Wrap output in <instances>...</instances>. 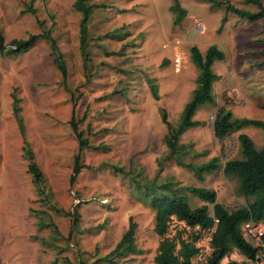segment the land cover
Here are the masks:
<instances>
[{
	"label": "rangeland",
	"instance_id": "rangeland-1",
	"mask_svg": "<svg viewBox=\"0 0 264 264\" xmlns=\"http://www.w3.org/2000/svg\"><path fill=\"white\" fill-rule=\"evenodd\" d=\"M179 1L187 15L177 24L174 0H88L93 8L83 35L76 0H0L6 45L0 52V224L31 228L19 245L25 251L35 245L36 264H111L104 259L131 216L144 251L126 264H155L161 238L139 182L215 189L230 209L246 203L223 166L242 157L240 133L264 147V128L250 125L218 139L213 124L222 106L264 121V18L248 21L204 0ZM219 1L258 10L246 0ZM47 32L67 77L46 38L28 51L7 53L13 40ZM212 44L226 55L214 65L216 100L198 109L201 124L182 135L184 152L169 157L163 110L178 123L197 84L190 48L205 52ZM72 119L88 140L82 151ZM26 144L42 171L37 183ZM78 155L81 171L72 180ZM214 157L220 167L203 179L183 165ZM188 195L192 207L205 204ZM7 233L8 242L19 239L14 228Z\"/></svg>",
	"mask_w": 264,
	"mask_h": 264
},
{
	"label": "trees",
	"instance_id": "trees-1",
	"mask_svg": "<svg viewBox=\"0 0 264 264\" xmlns=\"http://www.w3.org/2000/svg\"><path fill=\"white\" fill-rule=\"evenodd\" d=\"M87 1L76 0L75 2V7L83 14L81 21V32L83 35L87 30V22L93 8L92 5L87 4ZM204 1L209 2L212 7L222 6L226 12H231L239 18L248 21H258L264 18V3L261 0H246L248 3L255 4L258 7L257 11L241 8L230 1ZM171 10L177 16V24L181 23L187 15V10L181 6L179 0H174ZM31 11L35 12V9L31 8ZM40 38H46L51 44L53 53L58 55L55 59L56 63L64 76L67 77L68 71L61 61L57 41L50 32L31 34L26 39H15L12 41V46L7 50V53L17 54L28 51ZM5 51V39L3 34L0 33V52L4 53ZM190 56L198 69L196 87L185 104L177 124H173L169 120L165 110L162 113L163 122L167 127L165 142L170 149L169 157L184 152L185 146L181 143L182 135L188 129L201 124L195 118L198 109L205 103L215 102L214 83L220 78V75L214 70V65L216 62L224 60L226 55L218 45L212 44L205 52H202L198 46H192L190 48ZM153 91L156 98H158L156 87H153ZM16 111L19 112V109ZM18 118L23 127L20 114ZM73 121L74 119H72V125L77 132L80 141V151H82L89 146L88 140L83 138L81 132H78L77 124ZM250 125L264 128V121L235 116L232 110L222 106L216 112L213 128L218 139H225ZM239 141L242 157L227 159L223 166L225 176L237 181L238 193L246 200L245 204L236 208L230 209L219 202L217 192L214 189L182 186L172 181L157 183L153 180L143 186H141V182L138 183L143 201L149 203L155 211V231L161 238L155 256V264H191L192 257L197 252L193 241L182 237L172 238L168 235L169 221L172 215L191 226L199 224L202 227H213L216 224L212 243L213 250L208 259V264H220L235 249H238L247 258V261L230 259L228 264H256L258 249L243 236L242 228L244 223L249 220H264V147L258 148L253 139L246 133L239 134ZM24 149L30 159L29 171L33 175L34 182L37 183L42 177V171L35 161L33 151L30 150L27 144ZM183 165L192 168L200 179H203L204 172H213L220 167L218 157H214L208 163L201 165L191 163H183ZM80 171L81 165L78 155L74 165L72 180L76 178ZM188 192L193 193L205 204L192 207ZM209 204L213 206L214 214L211 213ZM136 233L137 223L131 216L128 229L123 233L116 247L105 257L104 261L111 264H126L133 260L135 256L142 254L144 250L137 243Z\"/></svg>",
	"mask_w": 264,
	"mask_h": 264
},
{
	"label": "built area",
	"instance_id": "built-area-1",
	"mask_svg": "<svg viewBox=\"0 0 264 264\" xmlns=\"http://www.w3.org/2000/svg\"><path fill=\"white\" fill-rule=\"evenodd\" d=\"M198 24L203 26L201 23ZM215 229L216 224L213 227H202L199 224L191 226L185 221L179 220L175 215H172L169 221L168 235L172 238L182 237L183 239L193 241L197 252L192 257L191 264H208V259L213 250L212 243ZM242 234L258 249L256 264H264V220H249L245 222Z\"/></svg>",
	"mask_w": 264,
	"mask_h": 264
},
{
	"label": "crops",
	"instance_id": "crops-1",
	"mask_svg": "<svg viewBox=\"0 0 264 264\" xmlns=\"http://www.w3.org/2000/svg\"><path fill=\"white\" fill-rule=\"evenodd\" d=\"M217 197L219 202L225 203L219 200L220 194H217ZM211 213L214 214L213 210ZM10 228L15 229V233L13 235L19 238L18 240L16 239L12 242H8L7 231ZM2 233H4V236H2ZM30 234L31 228L28 227L25 222L14 225V227L10 223L0 224V264H36V260L38 259V252L35 245H33L32 250L26 249V251L25 249H22L21 245H19L22 241L21 239L29 236ZM5 235L6 240L4 241L3 239H5ZM14 242H17V244H13ZM233 258L239 261H247V258L243 256L238 249H235L232 251V253H230V255L222 260L221 264H228L229 260Z\"/></svg>",
	"mask_w": 264,
	"mask_h": 264
}]
</instances>
